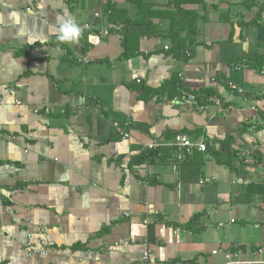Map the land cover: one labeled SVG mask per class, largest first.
Listing matches in <instances>:
<instances>
[{"label": "crops", "instance_id": "1", "mask_svg": "<svg viewBox=\"0 0 264 264\" xmlns=\"http://www.w3.org/2000/svg\"><path fill=\"white\" fill-rule=\"evenodd\" d=\"M65 11L79 44L50 33ZM255 56L264 0H0V264L264 261V101L229 90L264 94ZM177 135L206 152L176 165Z\"/></svg>", "mask_w": 264, "mask_h": 264}, {"label": "built area", "instance_id": "2", "mask_svg": "<svg viewBox=\"0 0 264 264\" xmlns=\"http://www.w3.org/2000/svg\"><path fill=\"white\" fill-rule=\"evenodd\" d=\"M97 16V15H95ZM187 56H189L187 54ZM81 63L84 64H88L89 60H87L86 58H82L81 60H79ZM229 90L231 92H235L239 95L244 93V90L240 87L234 86V85H229ZM180 101L186 106V107H190V108H195V109H203V106H201L199 104L198 101V97L194 94L191 93H186L184 91L180 92V97H179ZM208 102L210 104V107L215 110V113H222L224 112V110H229L230 106H228L226 100H223L222 98L218 97V96H212L211 98L208 99ZM252 112H256V110H252ZM119 137L121 138V140H125L127 138V136L122 133L119 132ZM173 146L176 149L175 155H174V163L176 165L182 164L183 162H185L187 159H190L194 153H205L206 152V145L203 141L200 142H191L185 135H177L174 138V142H173ZM160 147L159 144L156 143H152L149 144L145 147V150L147 151H153V150H157ZM147 223V222H145ZM27 248L29 250L28 256L32 257L33 255H36L37 252L32 251L30 248V245L27 244ZM261 252L259 251L257 254H260ZM38 254V253H37ZM39 255L44 256L46 255L45 252L39 253ZM148 253L144 252L142 255V260L146 261L148 260ZM226 258L228 260H230V256H226ZM228 264H264V261H260V262H251V263H237V262H232L230 261Z\"/></svg>", "mask_w": 264, "mask_h": 264}, {"label": "trees", "instance_id": "3", "mask_svg": "<svg viewBox=\"0 0 264 264\" xmlns=\"http://www.w3.org/2000/svg\"><path fill=\"white\" fill-rule=\"evenodd\" d=\"M253 1V0H252ZM184 2H189V3H198V2H200L201 4H202V2H203V0H184ZM113 7H108V10H112L113 11ZM109 14H110V12H109ZM190 14H193V16L196 18L197 16H196V14H194V13H190ZM126 23V25H125V28L123 29V31H125V32H131V29L133 28V27H135V26H137V25H139V23L138 22H136V23H133V22H130V21H126L125 22ZM124 32V33H125ZM126 34V33H125ZM131 34L129 33V35H124V43L127 41V37H131V36H135V38H140V37H143V36H145V34H143V35H135V34H132L131 36H130ZM189 38V36L188 35H186L185 36V38L184 39H180L179 38V36H177V39H179V40H175V39H173V41H172V43L174 44L173 45V47L175 48L174 49V51L175 52H182L181 54L182 55H186L183 51L184 50H181L182 48H184L185 47V44H186V42L188 41V43H189V45H191L192 44V42H191V40H189L188 39ZM127 51V50H126ZM253 62H257V63H259V65H261L262 63H264V57H261V56H255L253 59ZM235 93V92H234ZM211 96H213V95H211V94H208V97H211ZM241 97H242V99L243 100H246V101H249V100H252V101H255V102H260V101H264V94H258L257 96H255V97H251V96H249L248 94H246V92H244L243 94H241L240 95ZM198 101H199V99H198ZM257 108V107H256ZM260 108V107H259ZM260 109H262V110H260V113H259V115L260 116H264V106L262 107V108H260ZM225 151H226V153H227V155H232L231 154V152H229V150L227 149V148H225ZM216 153H214V155H215ZM159 155H161L160 154V152H158V151H148V152H145V153H141L139 156H137L134 160H133V164H135V165H142V164H144V163H146V162H151V161H154V159H155V157H157V156H159ZM175 155V154H174ZM170 156V155H169ZM174 157V156H173ZM193 157V156H192ZM191 157V158H192ZM230 157V156H229ZM218 159V158H217ZM230 158H228V159H226V160H224V161H219V159H218V163L219 164H221V165H224L225 167H227L229 170H232V166H231V160H229ZM259 186H261V185H259ZM255 187H257V186H255ZM254 189L252 186H250L248 189ZM250 189V190H251ZM195 218L196 217H194L188 224H187V226L185 227L186 229L188 228H190L191 227V225L193 224V222H194V220H195ZM149 238H150V241L152 240V237H151V233L149 234Z\"/></svg>", "mask_w": 264, "mask_h": 264}, {"label": "clouds", "instance_id": "4", "mask_svg": "<svg viewBox=\"0 0 264 264\" xmlns=\"http://www.w3.org/2000/svg\"><path fill=\"white\" fill-rule=\"evenodd\" d=\"M83 29L76 19L65 11L62 15H57L50 28V33L55 36L60 43L70 45L79 44Z\"/></svg>", "mask_w": 264, "mask_h": 264}, {"label": "rangeland", "instance_id": "5", "mask_svg": "<svg viewBox=\"0 0 264 264\" xmlns=\"http://www.w3.org/2000/svg\"><path fill=\"white\" fill-rule=\"evenodd\" d=\"M260 252H262L261 250H260ZM264 259V258H263Z\"/></svg>", "mask_w": 264, "mask_h": 264}]
</instances>
